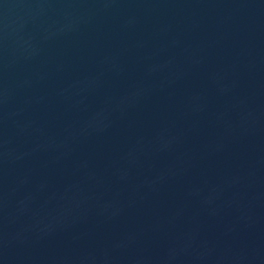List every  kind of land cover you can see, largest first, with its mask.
Masks as SVG:
<instances>
[{
  "label": "water",
  "instance_id": "obj_1",
  "mask_svg": "<svg viewBox=\"0 0 264 264\" xmlns=\"http://www.w3.org/2000/svg\"><path fill=\"white\" fill-rule=\"evenodd\" d=\"M0 264H264V0H0Z\"/></svg>",
  "mask_w": 264,
  "mask_h": 264
}]
</instances>
